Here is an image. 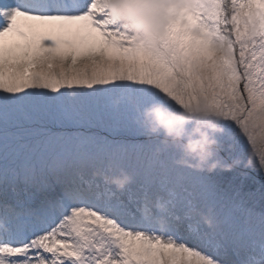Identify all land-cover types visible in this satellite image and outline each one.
<instances>
[{
	"label": "snow or ice",
	"instance_id": "obj_1",
	"mask_svg": "<svg viewBox=\"0 0 264 264\" xmlns=\"http://www.w3.org/2000/svg\"><path fill=\"white\" fill-rule=\"evenodd\" d=\"M0 264H264V0H0Z\"/></svg>",
	"mask_w": 264,
	"mask_h": 264
},
{
	"label": "rangeland",
	"instance_id": "obj_2",
	"mask_svg": "<svg viewBox=\"0 0 264 264\" xmlns=\"http://www.w3.org/2000/svg\"><path fill=\"white\" fill-rule=\"evenodd\" d=\"M8 2H11V0H8ZM251 175H256V173H251ZM221 179L225 183H228L229 181L233 182L236 185H240L241 183H243L245 191L249 190V188L251 186V181L244 180L242 177H240L239 175H237L236 173H233V172H224L222 174ZM257 179H259L258 176H257Z\"/></svg>",
	"mask_w": 264,
	"mask_h": 264
},
{
	"label": "clouds",
	"instance_id": "obj_3",
	"mask_svg": "<svg viewBox=\"0 0 264 264\" xmlns=\"http://www.w3.org/2000/svg\"><path fill=\"white\" fill-rule=\"evenodd\" d=\"M152 115H153V118H155L156 120H158L159 122L161 123H166L167 120H168V116L167 114L164 112V110L161 108V109H153L152 110Z\"/></svg>",
	"mask_w": 264,
	"mask_h": 264
}]
</instances>
